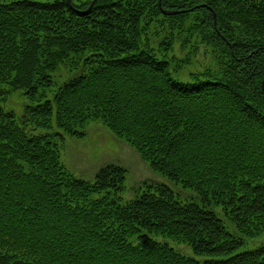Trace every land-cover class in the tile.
I'll use <instances>...</instances> for the list:
<instances>
[{"label": "trees", "instance_id": "16d2710c", "mask_svg": "<svg viewBox=\"0 0 264 264\" xmlns=\"http://www.w3.org/2000/svg\"><path fill=\"white\" fill-rule=\"evenodd\" d=\"M93 1L0 0V264H264V243L238 252L264 234V0ZM194 35L213 65L182 81ZM92 121L197 197L144 184L123 202L115 164L76 178L58 142Z\"/></svg>", "mask_w": 264, "mask_h": 264}, {"label": "rangeland", "instance_id": "374dc122", "mask_svg": "<svg viewBox=\"0 0 264 264\" xmlns=\"http://www.w3.org/2000/svg\"><path fill=\"white\" fill-rule=\"evenodd\" d=\"M159 32H162L158 28ZM153 32V31H152ZM153 47H158V41L150 39ZM196 51V54L193 53ZM173 54L181 59L190 58V64H184L181 71L178 73L182 81L189 78V73L193 71H203L205 67L213 65V55L210 48L198 43L196 36H191V44L182 52L180 46L177 45ZM186 65V66H185ZM72 76L71 69L64 66L55 75V83L59 85L61 82L70 79ZM179 78V79H180ZM55 89L47 90V99L52 98ZM27 104V99L23 92L15 93L7 103L3 104L5 111H12L18 117L23 113V109ZM54 127L50 133L57 132L55 115L53 118ZM31 129V127L29 128ZM80 130V129H79ZM59 131V130H58ZM84 137H74L64 134V141L60 143V151L62 162L76 178L86 180L93 183L96 179L97 172L111 164L119 165L126 169L125 191L122 194L123 202L133 200L140 193L141 187L146 190L144 184L147 185H166L168 186L181 201H189L197 197L196 193L190 189H185L181 184H178L169 178L155 172L150 165L145 162L137 151L128 143L116 137L102 122L92 121L88 123L82 130ZM37 131L36 133H41ZM139 193V194H138ZM217 215L223 220L228 231L236 234V229L232 224H229L224 211L221 207L215 209ZM161 242H168L175 250L183 255L193 257L201 262L210 259L208 256L195 255L192 248L186 244H180L165 239L161 236L154 237ZM246 244L239 249L238 252L253 250L264 243V234L254 239H245Z\"/></svg>", "mask_w": 264, "mask_h": 264}, {"label": "water", "instance_id": "95a60500", "mask_svg": "<svg viewBox=\"0 0 264 264\" xmlns=\"http://www.w3.org/2000/svg\"><path fill=\"white\" fill-rule=\"evenodd\" d=\"M95 1L96 0H94L91 3V5H90V7H89L88 10H90L93 7ZM68 2L71 3V0H68ZM159 4H160V7H161V0H160V3ZM202 7H206V5H203ZM162 11H163V14L164 15H175V14H178L179 13V12H176V11H174V12L173 11H166V10H162ZM212 13H213V17H214V27L216 28L217 27V16H216V13L213 10H212ZM262 88H263V91H264V80H263Z\"/></svg>", "mask_w": 264, "mask_h": 264}]
</instances>
